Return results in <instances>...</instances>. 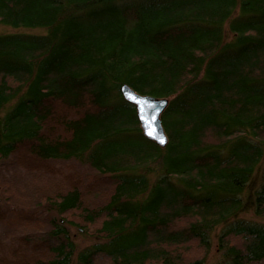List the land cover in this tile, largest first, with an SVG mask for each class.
I'll return each mask as SVG.
<instances>
[{
  "label": "trees",
  "instance_id": "1",
  "mask_svg": "<svg viewBox=\"0 0 264 264\" xmlns=\"http://www.w3.org/2000/svg\"><path fill=\"white\" fill-rule=\"evenodd\" d=\"M0 24V264H264V0H0ZM125 82L169 97L166 145Z\"/></svg>",
  "mask_w": 264,
  "mask_h": 264
},
{
  "label": "water",
  "instance_id": "2",
  "mask_svg": "<svg viewBox=\"0 0 264 264\" xmlns=\"http://www.w3.org/2000/svg\"><path fill=\"white\" fill-rule=\"evenodd\" d=\"M122 96L133 103L143 134L160 146L168 142V134L163 126L162 114L169 103L168 96L141 93L128 83L120 85Z\"/></svg>",
  "mask_w": 264,
  "mask_h": 264
},
{
  "label": "rangeland",
  "instance_id": "3",
  "mask_svg": "<svg viewBox=\"0 0 264 264\" xmlns=\"http://www.w3.org/2000/svg\"><path fill=\"white\" fill-rule=\"evenodd\" d=\"M0 29L5 30L7 29V27L3 24H0ZM38 31V32H43V28L41 29V27H36L33 28L32 31ZM245 217H253V215H251V213H246ZM72 229V237L74 238V240L77 242L78 246L81 247L83 245H86L87 243H89L90 241H92V237H90V235L88 233H84L81 229H79L78 227H71ZM220 253V252H219ZM219 253L216 250V245H215V241L213 242L212 248L209 251V257L211 259H216L219 257Z\"/></svg>",
  "mask_w": 264,
  "mask_h": 264
}]
</instances>
